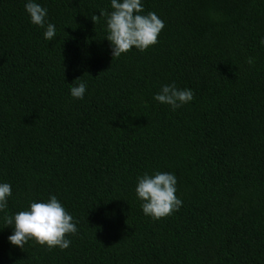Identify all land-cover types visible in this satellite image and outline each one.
Instances as JSON below:
<instances>
[{
	"label": "trees",
	"instance_id": "1",
	"mask_svg": "<svg viewBox=\"0 0 264 264\" xmlns=\"http://www.w3.org/2000/svg\"><path fill=\"white\" fill-rule=\"evenodd\" d=\"M37 2L53 41L24 0H0V181L8 214L56 195L78 233L20 249L0 213V264H264V0H143L158 43L119 58L110 0ZM80 81L84 100L69 94ZM173 81L194 92L176 111L152 98ZM156 170L183 201L159 220L134 190Z\"/></svg>",
	"mask_w": 264,
	"mask_h": 264
},
{
	"label": "clouds",
	"instance_id": "2",
	"mask_svg": "<svg viewBox=\"0 0 264 264\" xmlns=\"http://www.w3.org/2000/svg\"><path fill=\"white\" fill-rule=\"evenodd\" d=\"M111 11H101L99 16L105 20L106 35L110 43L111 55L119 58L133 48L140 52L158 43V37L164 28V22L153 11H144L143 0H110ZM24 11L31 24L43 29V38L53 41L57 36L56 25L48 17V8L37 0H24ZM99 16H92L93 21ZM259 43L264 47V37ZM248 64L254 58L247 59ZM88 85L80 81L69 89V94L77 100H84ZM153 100L167 105L176 111L194 99V92L188 87H179L176 82L162 84L154 93ZM177 177L172 172H144L137 176L135 194L140 201L145 216L159 220L179 211L183 201L177 196ZM12 186L0 181V213L5 226H11L9 243L24 249L29 241L51 250L68 249L71 245L69 235L78 233V221L66 209L56 195H49L46 200L30 199L24 210L8 214L9 197Z\"/></svg>",
	"mask_w": 264,
	"mask_h": 264
}]
</instances>
